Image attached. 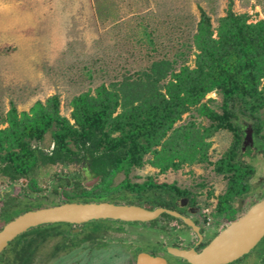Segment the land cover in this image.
<instances>
[{
	"label": "trees",
	"instance_id": "16d2710c",
	"mask_svg": "<svg viewBox=\"0 0 264 264\" xmlns=\"http://www.w3.org/2000/svg\"><path fill=\"white\" fill-rule=\"evenodd\" d=\"M233 5V0H227L215 30L209 16L198 8L192 67L174 70L160 61L134 78L110 87L100 85L93 95L72 98L69 119L61 116L57 95L35 102L28 112L17 114L11 108L6 127L0 129V172L12 180L30 178L41 165L87 155L91 174L100 177L98 187H107L103 201L117 199L110 195L121 191L133 193L139 201H150L151 191H157L159 199L164 194L171 199L189 198L188 190L151 178L142 185L125 180L116 189L109 186L119 172L127 175L145 165L166 172L207 163V139L224 130L231 134V144L212 165L226 180L216 212L229 209L231 201L250 190L254 175V168L241 159L243 127L238 121L251 122L254 137L260 136L264 109V19L251 22L249 14H236ZM211 92L220 97L218 111L206 104ZM193 109L207 120L206 126L199 128L194 122L175 126ZM47 133L53 143L51 155L38 146L32 148V142H41Z\"/></svg>",
	"mask_w": 264,
	"mask_h": 264
},
{
	"label": "rangeland",
	"instance_id": "374dc122",
	"mask_svg": "<svg viewBox=\"0 0 264 264\" xmlns=\"http://www.w3.org/2000/svg\"><path fill=\"white\" fill-rule=\"evenodd\" d=\"M233 3V11L249 14L251 22L264 19V0H233ZM226 6L227 0H0V129L6 127L11 108L17 114L28 112L35 102L44 103L57 95L60 114L69 119L72 98L83 93L93 95L100 85L110 87L134 78L160 61L170 64L174 70L182 65L192 67L198 8L209 16L215 30L218 18L225 15ZM205 101L218 111L220 97L215 92L209 93ZM260 118L263 121L260 136L253 138L252 145L245 148L241 157L254 168L249 180L248 202L264 190V139L261 137L264 136V109ZM189 122L199 128L208 124L193 109L175 126ZM238 123L242 126L243 120ZM231 141L229 132H215L207 139V163L184 165L166 172L145 165L130 170L127 175L116 174L110 189L125 180L143 183L150 178L156 183L174 184L188 190L201 212L211 219L217 197L226 188V180L214 172L212 164L228 150ZM32 145L50 150V134ZM47 182L44 178L39 184L45 186ZM231 217L220 218L219 228ZM106 253L103 264H125L128 259L114 250ZM84 261L82 255L74 258V264H85ZM91 263L99 264L94 259Z\"/></svg>",
	"mask_w": 264,
	"mask_h": 264
},
{
	"label": "flooded vegetation",
	"instance_id": "af4514ba",
	"mask_svg": "<svg viewBox=\"0 0 264 264\" xmlns=\"http://www.w3.org/2000/svg\"><path fill=\"white\" fill-rule=\"evenodd\" d=\"M39 149L51 155L53 143L48 151ZM89 163L86 155L41 165L34 176L15 180L0 172V231L25 213L64 203L108 202L136 206L148 212L160 211L145 222L100 219L82 224L57 222L33 227L0 250V264H74L76 255H82L85 264L93 259L103 264L108 250L127 255L125 264H191L179 254L199 253L227 224L241 217L264 196L262 190L258 198L248 202L250 186L246 194L231 201L230 208L221 214L216 212V200L211 212L213 219L201 212L193 196L171 199L164 194V198L159 199V193L151 191L150 201H139L133 193L121 191L110 196L126 198L103 201L101 196L107 193V187H98L100 177L91 174ZM44 178L48 180L45 186L39 184ZM237 213L239 217H235ZM229 215L233 218L226 219L227 224L219 228V219ZM225 264H264V236L248 253Z\"/></svg>",
	"mask_w": 264,
	"mask_h": 264
},
{
	"label": "water",
	"instance_id": "95a60500",
	"mask_svg": "<svg viewBox=\"0 0 264 264\" xmlns=\"http://www.w3.org/2000/svg\"><path fill=\"white\" fill-rule=\"evenodd\" d=\"M243 121L241 152L252 145V123ZM245 128V129H244ZM160 211L148 212L142 208L108 202L64 203L60 206L25 213L8 223L0 231V250L16 236L27 230L57 222L82 224L94 220L148 221ZM264 236V196L251 205L236 220L227 224L199 253L181 252L191 264H225L248 253Z\"/></svg>",
	"mask_w": 264,
	"mask_h": 264
}]
</instances>
